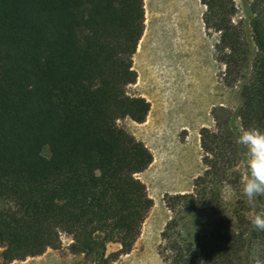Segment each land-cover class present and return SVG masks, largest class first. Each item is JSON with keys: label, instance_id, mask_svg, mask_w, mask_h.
<instances>
[{"label": "trees", "instance_id": "obj_1", "mask_svg": "<svg viewBox=\"0 0 264 264\" xmlns=\"http://www.w3.org/2000/svg\"><path fill=\"white\" fill-rule=\"evenodd\" d=\"M203 1L206 23L221 32L218 59L239 103L225 135L202 129L208 168L193 192L167 196L173 216L159 253L164 264H249L257 247L264 261V231L253 230L240 209L236 226L205 222L196 236L185 232L187 211L219 207L215 186L244 158L237 120L242 130L264 131V0H243L238 24L226 0ZM144 7V0H0L2 264L58 249L62 233L72 236V253L94 264H112L134 248L154 205L138 175L154 155L118 120L141 124L151 109L128 91L138 77L133 57ZM255 203L249 210L264 211V197ZM110 243L120 248L109 252Z\"/></svg>", "mask_w": 264, "mask_h": 264}, {"label": "rangeland", "instance_id": "obj_2", "mask_svg": "<svg viewBox=\"0 0 264 264\" xmlns=\"http://www.w3.org/2000/svg\"><path fill=\"white\" fill-rule=\"evenodd\" d=\"M173 2L144 0L145 30L133 57L138 77L128 86V91L131 95L145 97L151 109L147 120L141 124L130 117L121 118L118 123L153 152V162L138 176L146 183L154 205L134 248L112 264H164L159 253L161 234L173 216L167 196L194 191L196 179L208 168L202 129L207 127L225 135L226 120L239 103L238 87L225 83L226 66L218 59L216 49L221 32L206 23L208 6L203 0H176L175 7ZM226 2L234 11L232 22L241 23L246 18L244 1ZM186 11L189 15L184 17ZM170 29L176 30H172L174 38L169 35ZM237 126L242 130L240 119ZM247 159L244 149V158H236L235 166L226 171V180L215 186L219 207L210 211H187V234L196 236L205 222L224 221L236 226V209L249 218L255 215L241 192L242 183L249 176ZM61 238L62 245L58 249L48 248L42 255L16 259L11 264H94L84 254L69 250L73 242L71 235L62 233ZM119 248L118 243H110L107 251ZM251 253L249 264H264L257 247ZM2 262L0 260V264Z\"/></svg>", "mask_w": 264, "mask_h": 264}, {"label": "clouds", "instance_id": "obj_3", "mask_svg": "<svg viewBox=\"0 0 264 264\" xmlns=\"http://www.w3.org/2000/svg\"><path fill=\"white\" fill-rule=\"evenodd\" d=\"M236 143L246 150L249 176L242 183V195L249 206L257 198L264 197V131L259 129L240 130ZM253 230L264 231V211L249 219Z\"/></svg>", "mask_w": 264, "mask_h": 264}, {"label": "bare ground", "instance_id": "obj_4", "mask_svg": "<svg viewBox=\"0 0 264 264\" xmlns=\"http://www.w3.org/2000/svg\"><path fill=\"white\" fill-rule=\"evenodd\" d=\"M183 3H184V1H183ZM185 3H186V2H185ZM176 5H177L176 0H174V2H173V6L175 7ZM167 8H168V7H167ZM189 10H190V9H189ZM179 13H180V12H179ZM182 13H183V12H182ZM182 13H181V14H182ZM168 15H169V14H168ZM184 15H185L184 17H187V16L189 15V13L186 11V12H184ZM169 16H170V15H169ZM169 16H168V17H169ZM180 17H181V16H180ZM166 18H167V17H166ZM169 20H170V18H169ZM178 20H179V19H177V21H178ZM177 23H178V22H177ZM180 24H181V23H180ZM174 25H175V24H174ZM174 25H172V26H174ZM181 25H182V24H181ZM169 26H170V25H169ZM195 27H196V26H195ZM172 28H173V27H172ZM178 28H179V27H178ZM178 28H177V29H178ZM162 29H164V28H162ZM167 29H168V28H167ZM190 29H192V28H190ZM172 30H173V29H172ZM172 30H171V29L169 30V31H170V32H169V35H172L171 37H173V34H174L173 31H174L175 29H174L173 31H172ZM175 31H176V30H175ZM162 32H164V31H162ZM177 32H178V31H177ZM164 33H165V32H164ZM191 33L193 34V31H191ZM179 34H180V33H179ZM192 34H191V35H192ZM163 35H164V34H163ZM194 35H195V34H194ZM179 36H180V35H179ZM176 37H177V36H176ZM180 37H181V36H180ZM169 38H170V37H169ZM173 38H174V37H173ZM181 38H183V37H181ZM185 38H186V37H185ZM195 38H196V37H195ZM175 39H176V38H175ZM177 39H178V38H177ZM165 40H166V39H165ZM181 40H182V39H181ZM185 41H186V40H185ZM168 42H169V41H167V43H168ZM171 42H173V41L171 40ZM171 42H169V44H170ZM182 42H183V41H182ZM182 42H181V43H182ZM176 43H177V42H176ZM162 44H163V43H162ZM163 45H164V44H163ZM166 45H168V44H166ZM166 45H165V46H166ZM173 45H174V42H173ZM173 45H172V46H173ZM176 45H177V44H176ZM177 46H178V45H177ZM182 46H183V45H182ZM179 49H180V48H179ZM167 50H168V49H167ZM177 51H178V50H177ZM171 53H172V52H171ZM181 56H182V55H181ZM187 59H188V58H187Z\"/></svg>", "mask_w": 264, "mask_h": 264}]
</instances>
